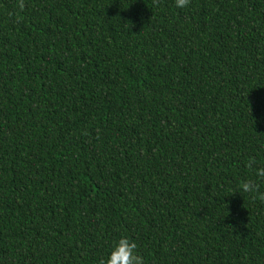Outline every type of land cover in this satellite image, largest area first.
<instances>
[{"label":"trees","instance_id":"trees-1","mask_svg":"<svg viewBox=\"0 0 264 264\" xmlns=\"http://www.w3.org/2000/svg\"><path fill=\"white\" fill-rule=\"evenodd\" d=\"M256 167L264 0H0V264H264Z\"/></svg>","mask_w":264,"mask_h":264},{"label":"clouds","instance_id":"clouds-1","mask_svg":"<svg viewBox=\"0 0 264 264\" xmlns=\"http://www.w3.org/2000/svg\"><path fill=\"white\" fill-rule=\"evenodd\" d=\"M173 2L177 9H186L191 5V0H173ZM256 163L255 159H248L246 167L250 172L253 171V166ZM254 173L255 179L250 177L239 181V191L257 195L259 199L264 200V192H260V188L264 184V167H256ZM101 264H144V260L138 253L137 243L130 237L122 235L112 242L108 254Z\"/></svg>","mask_w":264,"mask_h":264}]
</instances>
